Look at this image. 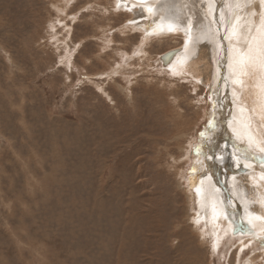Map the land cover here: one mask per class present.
I'll return each mask as SVG.
<instances>
[{"label":"rangeland","instance_id":"rangeland-1","mask_svg":"<svg viewBox=\"0 0 264 264\" xmlns=\"http://www.w3.org/2000/svg\"><path fill=\"white\" fill-rule=\"evenodd\" d=\"M208 1L178 22L184 32L146 45L138 9L117 0H0V264L258 260L262 248H238L247 232L227 231L236 223L200 219L188 186L194 162L217 153L211 32L230 9L247 29L262 21L257 0H218L219 18ZM175 5L168 16L188 4ZM180 48L192 57L171 72L160 57ZM254 77L244 72L221 96L229 105L243 90L255 99ZM229 139L246 165L251 150ZM243 197L232 195L231 214L256 210L250 191Z\"/></svg>","mask_w":264,"mask_h":264},{"label":"bare ground","instance_id":"bare-ground-1","mask_svg":"<svg viewBox=\"0 0 264 264\" xmlns=\"http://www.w3.org/2000/svg\"><path fill=\"white\" fill-rule=\"evenodd\" d=\"M257 1L259 4H257L256 10H259L262 14L259 17L262 21L260 20L261 24L258 27H253L251 30L243 27L242 21L238 16L234 15L235 11L230 9L225 12L227 18L223 17L221 21H217L219 25L216 26L218 31H221L220 34L224 33L226 35V33H228V40H223L222 37L218 39L217 29L212 30L210 28L212 30L211 34L213 36V41L206 48L208 49L210 47V62L211 68H213L215 82L212 101L217 102L219 106H221V108L215 112L216 122L213 124L217 134L215 141L218 140V142L216 141L217 153L212 151L206 158L197 159L194 162L195 166L193 170L196 172L190 177L188 186L190 189L195 187V192L198 194L200 219L210 220L211 223L216 222V225H219L220 219L225 222L233 221V224L236 223L235 228L232 224L229 225L227 231H229V229H238L243 230V233L247 232L251 238L243 239L238 248L241 251L244 248L247 249V247L249 249L251 247L253 250L262 248L257 256V261L259 262L260 259H264V246L261 247L262 243L260 241L261 238H264V164H260L261 160H263L261 157H264V0ZM175 2L181 4V6L188 5L186 8L182 7V10L180 12L178 11L179 13L173 17L171 14L168 16L167 11H169L168 9L170 7L174 8L175 12H177ZM208 2L210 5L209 8H211L210 13H212V15L215 13L217 18H219V14L221 15L220 8H222V6L218 0H210ZM201 4L204 6L202 0H166L153 12L135 9L137 10V12L135 11V15L137 16L138 14L135 19L139 20V29L141 31H146L145 37L143 38L144 44L146 43L147 45L149 40L164 38L170 29L173 32H184L180 29L181 27L178 22H183L184 19H188L189 17H192V19L197 17L195 10L198 6L202 7ZM128 9L130 8L128 7ZM175 16L180 17V19H175L177 18ZM158 21L159 23H157ZM192 30L194 29L192 28ZM146 33L150 35L148 36L147 34L146 36ZM185 36L188 38V34L185 33ZM192 50L180 48L169 60L167 59L165 62L161 61V64H166L163 65L165 68H171V66H173L171 68L172 71L169 70L171 72H173L174 69L182 70L184 64L189 62L187 60L192 57ZM226 71L230 76H228V73L226 74ZM250 71L256 74V77H254L255 79L249 82L251 84L250 86L253 88L252 94L255 99H253L252 96L249 97L248 91L245 93L243 90L239 95V101L229 105V99L226 97L228 92L225 91V88L227 87L228 89V85L230 84L232 90H237V88L240 87L238 82L241 80L240 78L244 77V72L246 75ZM235 78H239L238 82ZM229 80H231V82H229ZM227 81L228 83L226 84ZM224 84L227 86L224 87ZM224 93L227 94L225 95L226 98L221 96ZM217 107L218 106H216V108ZM248 125H250V129ZM223 138L224 144H222ZM229 138H237L241 142H245L247 147L251 150V152L248 150L245 155L242 154L241 156L244 158L245 161L243 162L247 166L238 161V157H236L235 153L237 147L231 144ZM221 144L223 145L222 147L220 146ZM224 145L227 147H224ZM253 154H256L257 157ZM237 169L240 171L241 175L239 178L236 177V179L233 180V176H229V173H233ZM207 170L213 173L216 172L215 174L217 177H219V175L223 177L218 180H216V176L210 178V176L204 174ZM213 173H211V175ZM236 182L240 183V187L237 184L235 185ZM246 191H250L251 199L254 197L253 201L258 205L256 206V210L253 208L254 210L251 213L238 212V215L231 214L229 208L232 209L231 204L235 202L232 195L240 199H245L243 196ZM235 204H237V202ZM238 207L239 206H237V209ZM225 222L223 223L225 224ZM222 233L223 232L220 234L221 237H217L215 234L216 242L219 243L226 236V233ZM257 261L253 260V258H249L245 264H257ZM237 264L241 263L237 262Z\"/></svg>","mask_w":264,"mask_h":264},{"label":"water","instance_id":"water-1","mask_svg":"<svg viewBox=\"0 0 264 264\" xmlns=\"http://www.w3.org/2000/svg\"><path fill=\"white\" fill-rule=\"evenodd\" d=\"M162 1L164 0H117V4L123 6L124 8L129 7L132 9H140L148 12H153L157 8V6L162 3ZM149 9H151V11H149ZM177 52L178 50L168 52L161 57V61L165 62L167 59L169 60Z\"/></svg>","mask_w":264,"mask_h":264},{"label":"snow or ice","instance_id":"snow-or-ice-1","mask_svg":"<svg viewBox=\"0 0 264 264\" xmlns=\"http://www.w3.org/2000/svg\"><path fill=\"white\" fill-rule=\"evenodd\" d=\"M149 11H151V9H149ZM171 30V29H170Z\"/></svg>","mask_w":264,"mask_h":264}]
</instances>
